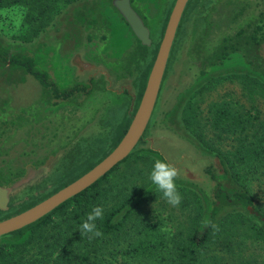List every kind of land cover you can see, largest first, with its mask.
Here are the masks:
<instances>
[{"label":"flooded vegetation","instance_id":"obj_1","mask_svg":"<svg viewBox=\"0 0 264 264\" xmlns=\"http://www.w3.org/2000/svg\"><path fill=\"white\" fill-rule=\"evenodd\" d=\"M57 15L27 51L0 43V258L80 214L131 158L158 157L142 149L146 130L94 181L148 94L155 127L183 120L212 80H264L250 61L264 0H74Z\"/></svg>","mask_w":264,"mask_h":264},{"label":"rangeland","instance_id":"obj_2","mask_svg":"<svg viewBox=\"0 0 264 264\" xmlns=\"http://www.w3.org/2000/svg\"><path fill=\"white\" fill-rule=\"evenodd\" d=\"M66 4H53L57 9L50 22ZM30 13L25 7L0 10V38L27 46L24 42L31 35H39L48 26L36 32L35 23L27 18ZM186 113L183 120L180 116L183 129L224 159L233 188L244 190L242 184L253 188L255 205L264 212V80L246 74L212 80ZM158 159L156 155L131 158L109 184L99 186L93 206H103L105 217L131 204L134 196L154 185L149 174ZM236 175L241 177L239 183ZM178 190L183 196L178 207L154 190L118 230L92 240L79 231L85 218L65 216L55 228L35 233L28 247L5 253L0 264H78L83 257L89 258L87 264H264V231L255 229L239 211L220 217L218 231L212 230L206 246L199 254L186 257L188 241L204 224L205 212L199 193L184 187ZM156 236L163 247L152 257L144 245Z\"/></svg>","mask_w":264,"mask_h":264},{"label":"water","instance_id":"obj_3","mask_svg":"<svg viewBox=\"0 0 264 264\" xmlns=\"http://www.w3.org/2000/svg\"><path fill=\"white\" fill-rule=\"evenodd\" d=\"M0 43L7 50L12 48L28 50L27 46L13 44L3 38H0ZM252 50L253 55L250 57V61L254 63L255 69L264 75V42L259 46H253ZM155 97L154 93L147 95L141 116L135 119L124 143L116 149L106 163L97 168L94 181L130 155L147 130V134L144 135L146 144L142 146V149L156 152L160 160H166L179 169L180 175L176 180L177 187L188 188L200 194L204 204L205 221L214 224L226 213L239 211L253 218L264 228L263 214L247 198H240L238 195L244 192L233 188L230 184V174L224 159L205 148L183 129L180 123V111L176 119L170 121L160 119L157 126L152 125L151 113ZM85 185L83 184L79 189H83ZM154 190H157L156 185L138 196L116 219H120L140 201L141 197L147 196ZM215 210H217L216 214Z\"/></svg>","mask_w":264,"mask_h":264},{"label":"trees","instance_id":"obj_4","mask_svg":"<svg viewBox=\"0 0 264 264\" xmlns=\"http://www.w3.org/2000/svg\"><path fill=\"white\" fill-rule=\"evenodd\" d=\"M65 2L69 3L74 0H0V10L12 8V7H25L28 8L31 12L28 15V20L33 21L35 23L36 32L41 31L54 17L55 11L57 9V6L53 5L57 2ZM220 156V155H219ZM221 157V156H220ZM241 177L236 175L235 181L239 183L241 180ZM244 190V193L241 195H238L240 198H247L251 204L255 205V198L256 194L253 190V188L249 185L242 184ZM151 193H149L147 196H149ZM138 196H134L131 201L133 202ZM96 200L93 201H87V202H81V210L80 214L75 215L74 217L78 218H86L87 214L92 210V206L95 204ZM144 201V197H141L140 201L136 203L132 208H130L125 215L120 217V219H116L118 215H120L130 204H124L120 208L116 209L115 211H112L110 214L105 216L102 221L98 222V228L103 232V234H110L118 230L122 224L128 219L129 215L133 210H135L141 202ZM256 207V205H255ZM256 209L263 214L264 212L260 211L257 207ZM205 212V211H204ZM217 213V210H215V214ZM246 215V214H245ZM229 217H232L231 215H228ZM247 216V215H246ZM245 217V216H244ZM248 217V218H247ZM247 220L249 223L257 230L263 232L264 228L260 226L257 222L254 221L253 218L247 216ZM228 220L226 218L224 221ZM212 225H216V222ZM214 228L211 226H205L202 225V227L196 231L189 239L188 245H187V251L189 250L188 254H185L186 257H193L197 254H199L201 248L206 246V243L210 240L212 230ZM159 236H156L155 239H151L149 241L145 242V251L146 254L149 256L154 257L159 253L161 248L163 247L162 240H158ZM161 238V237H160ZM140 244L138 245V247ZM143 247V245H141ZM88 257H83L80 259L78 264H87L86 261H88ZM187 264V263H186Z\"/></svg>","mask_w":264,"mask_h":264},{"label":"clouds","instance_id":"obj_5","mask_svg":"<svg viewBox=\"0 0 264 264\" xmlns=\"http://www.w3.org/2000/svg\"><path fill=\"white\" fill-rule=\"evenodd\" d=\"M179 169L166 160H156L149 174V179L156 185L157 190L162 193L163 199L172 207H178L183 200V196L178 190L176 180L179 178ZM104 217L103 206H93L92 210L81 224L79 231L82 236H87L89 240L102 237L103 232L98 228L97 221ZM206 226H211L218 231L217 225H212L210 221L204 222Z\"/></svg>","mask_w":264,"mask_h":264}]
</instances>
